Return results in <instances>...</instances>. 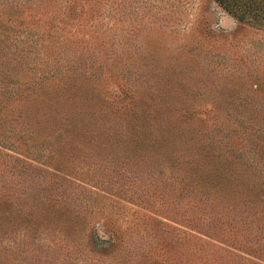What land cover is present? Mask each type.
I'll return each instance as SVG.
<instances>
[{
  "label": "rangeland",
  "instance_id": "rangeland-1",
  "mask_svg": "<svg viewBox=\"0 0 264 264\" xmlns=\"http://www.w3.org/2000/svg\"><path fill=\"white\" fill-rule=\"evenodd\" d=\"M238 162L264 186V21L0 0V264H264L263 202L195 185Z\"/></svg>",
  "mask_w": 264,
  "mask_h": 264
},
{
  "label": "trees",
  "instance_id": "trees-1",
  "mask_svg": "<svg viewBox=\"0 0 264 264\" xmlns=\"http://www.w3.org/2000/svg\"><path fill=\"white\" fill-rule=\"evenodd\" d=\"M217 1L226 9H228L232 14L236 15L237 17H240L241 19H245V15L249 14L251 15L252 19H261L262 21H264V0ZM55 37H59V35H54L51 38L53 39ZM17 90H13V93L15 94L16 92H18ZM28 132L30 133V131ZM239 163L242 162L235 163V165L240 168H237L236 170L229 169L226 171H224V169L221 167L200 165L196 168L193 173V177H195L196 180L195 185L200 186L201 188L215 187V189L217 188L218 192H224L227 194V196H225V199H228L229 197L241 198L243 196L248 197V199H251L252 197H257V199L261 200V202H263L264 204V186H260V188L257 189L258 184L254 187L246 185V178L249 179L251 176H253V174H248L245 169H243L242 171L241 166H239L242 164ZM245 163L244 165L246 166ZM232 177H234L235 182L232 181ZM215 181H218V183ZM227 188H229L230 190L228 191ZM251 200L255 199L252 198ZM260 214L264 216V208L261 210Z\"/></svg>",
  "mask_w": 264,
  "mask_h": 264
}]
</instances>
